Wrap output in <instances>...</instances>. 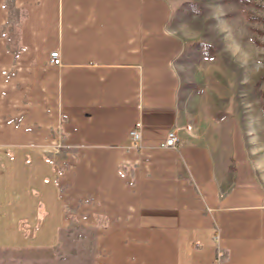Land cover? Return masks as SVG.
I'll use <instances>...</instances> for the list:
<instances>
[{"label": "crops", "instance_id": "obj_1", "mask_svg": "<svg viewBox=\"0 0 264 264\" xmlns=\"http://www.w3.org/2000/svg\"><path fill=\"white\" fill-rule=\"evenodd\" d=\"M185 45L165 0H0V264L78 222L95 264H264V110H185Z\"/></svg>", "mask_w": 264, "mask_h": 264}, {"label": "rangeland", "instance_id": "obj_2", "mask_svg": "<svg viewBox=\"0 0 264 264\" xmlns=\"http://www.w3.org/2000/svg\"><path fill=\"white\" fill-rule=\"evenodd\" d=\"M176 33L186 40L178 58L180 105L198 106L211 113L208 121L223 123L238 115L239 123L256 126L264 106V69L246 72L225 50L223 34L213 26V13L222 12L234 33L255 59L264 60V0H165ZM211 45V46H209ZM212 48V53L206 49ZM257 50L259 54L257 55ZM233 116V118H231ZM97 233L94 227L72 225L65 231L55 254V264H95Z\"/></svg>", "mask_w": 264, "mask_h": 264}, {"label": "clouds", "instance_id": "obj_3", "mask_svg": "<svg viewBox=\"0 0 264 264\" xmlns=\"http://www.w3.org/2000/svg\"><path fill=\"white\" fill-rule=\"evenodd\" d=\"M222 12L213 13V18L216 20V24L213 26L224 36L226 41L225 50L235 60V62L244 69L246 72L249 70L251 64V71L259 73L264 69V60L255 59L253 62V53L250 51L247 45H253L254 41L248 40L247 45L242 42L241 39L234 33V29L231 24L222 18ZM211 46V45H209ZM259 50H257V55ZM259 167V165H257Z\"/></svg>", "mask_w": 264, "mask_h": 264}, {"label": "built area", "instance_id": "obj_4", "mask_svg": "<svg viewBox=\"0 0 264 264\" xmlns=\"http://www.w3.org/2000/svg\"><path fill=\"white\" fill-rule=\"evenodd\" d=\"M49 63L53 66H60L61 59H60V54L58 51H53L50 53ZM129 136L134 144H137L140 141V131L137 128L133 129L130 132ZM178 142H179L178 135L176 131L173 130L167 134L166 140L164 144L162 145V147L168 148V149H176Z\"/></svg>", "mask_w": 264, "mask_h": 264}, {"label": "trees", "instance_id": "obj_5", "mask_svg": "<svg viewBox=\"0 0 264 264\" xmlns=\"http://www.w3.org/2000/svg\"><path fill=\"white\" fill-rule=\"evenodd\" d=\"M202 47H206V49L210 51V54H211L212 51H213L212 48H210V47H208V46H202ZM263 110H264V106H263Z\"/></svg>", "mask_w": 264, "mask_h": 264}]
</instances>
